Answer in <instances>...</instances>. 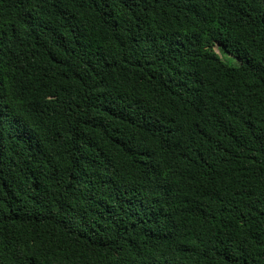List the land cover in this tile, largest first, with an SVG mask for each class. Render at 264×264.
Instances as JSON below:
<instances>
[{"label": "trees", "instance_id": "obj_1", "mask_svg": "<svg viewBox=\"0 0 264 264\" xmlns=\"http://www.w3.org/2000/svg\"><path fill=\"white\" fill-rule=\"evenodd\" d=\"M0 264H264V0H0Z\"/></svg>", "mask_w": 264, "mask_h": 264}, {"label": "rangeland", "instance_id": "obj_2", "mask_svg": "<svg viewBox=\"0 0 264 264\" xmlns=\"http://www.w3.org/2000/svg\"><path fill=\"white\" fill-rule=\"evenodd\" d=\"M213 49H214V51H215L217 54H220V53H219V50L217 49V46H216V45L214 46ZM224 56L227 58V59L224 60L225 62H227V63H229V62H233V59H232L231 57H228V56H226V55H224ZM221 57H222V56H221ZM222 58H224V57H222Z\"/></svg>", "mask_w": 264, "mask_h": 264}]
</instances>
